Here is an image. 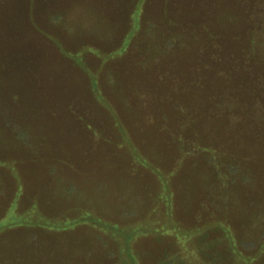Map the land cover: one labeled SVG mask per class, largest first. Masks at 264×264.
Here are the masks:
<instances>
[{"label":"rangeland","instance_id":"374dc122","mask_svg":"<svg viewBox=\"0 0 264 264\" xmlns=\"http://www.w3.org/2000/svg\"><path fill=\"white\" fill-rule=\"evenodd\" d=\"M200 1L0 0V264H264V178L244 198L179 163L178 136L219 141L185 123L207 78L179 49L142 57L202 11L231 67L255 31L242 62L264 93L261 0Z\"/></svg>","mask_w":264,"mask_h":264},{"label":"trees","instance_id":"16d2710c","mask_svg":"<svg viewBox=\"0 0 264 264\" xmlns=\"http://www.w3.org/2000/svg\"><path fill=\"white\" fill-rule=\"evenodd\" d=\"M170 1L162 0L163 10L172 6L171 3H175V6L179 8L194 7L197 11L203 5L200 0H190L191 2L186 3L187 5H183L180 0ZM260 10L262 29L259 32L263 36L261 45L264 54V0H261ZM186 13H178L175 17L172 16L173 19L165 20V27L158 33V38L163 39L164 33L169 32L166 38L170 42V49L167 50L162 44L150 42L145 49L147 55L144 54L142 57L151 60V55L159 54L162 59L165 58L164 55L170 51L173 53L177 49L180 51L178 56L169 59L170 61L193 56L194 59H191L195 75L203 74L207 79L206 82H202L200 78L194 80L198 94L195 93L191 105L187 106L189 109L192 108L193 113L187 115L188 119L185 120V123L186 125L196 122L205 123L209 126L206 130V132L208 131L207 138L214 134L215 137H219V141L196 142L197 133H192L193 135L191 134L188 139L178 136L183 145H188L184 154H181L179 163H182L183 167L186 164L201 165V168L208 173L210 185H213L215 181H220L222 187L238 182V185L243 187L241 190L244 192L241 193L244 198H250L261 185L260 175L264 178L263 86L252 80L251 68L246 67L242 62L243 59L252 58L250 55H253V51L258 45L256 33L254 34L255 31L249 32L248 46L244 45V49L238 39V45L234 52V58L238 60V67H231L227 62L228 56L225 57L222 53L220 54L217 48L215 49L211 27L202 22L203 20L200 21L199 14H202V11L193 12V14ZM251 28L255 29L254 25ZM190 35L192 39L195 38L193 39L195 40L194 48L185 42L187 38L190 40ZM198 37L202 38L201 42ZM172 46H174V50ZM241 65L243 66L241 67ZM180 126L177 127L178 135L183 133L182 129L184 130V127L180 130ZM197 151H201L202 154H200L198 162H194L192 160L196 159ZM167 188L169 192H172L169 182ZM17 193H20L19 189H17ZM47 227L52 229L51 224H48ZM61 228V226H55V229ZM63 228L66 229L64 225ZM250 257L252 258L249 262L242 264H255L253 255Z\"/></svg>","mask_w":264,"mask_h":264}]
</instances>
